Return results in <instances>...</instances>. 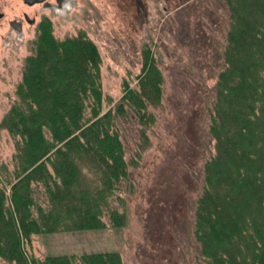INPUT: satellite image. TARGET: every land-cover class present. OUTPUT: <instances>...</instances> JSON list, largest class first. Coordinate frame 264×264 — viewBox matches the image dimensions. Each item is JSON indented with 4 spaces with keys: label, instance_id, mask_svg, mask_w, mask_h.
I'll return each instance as SVG.
<instances>
[{
    "label": "trees",
    "instance_id": "1",
    "mask_svg": "<svg viewBox=\"0 0 264 264\" xmlns=\"http://www.w3.org/2000/svg\"><path fill=\"white\" fill-rule=\"evenodd\" d=\"M229 24L214 87L194 210L199 264H264V0H224ZM24 59L14 100L0 118L11 171L0 163V260L7 264H122L118 252L47 256L26 251L32 236L121 229L122 182L150 146L151 109L162 103V72L141 49L137 86L123 83L102 112L101 57L84 32L57 39L42 18ZM137 121L134 155L125 158L119 125ZM38 191L42 194L38 197Z\"/></svg>",
    "mask_w": 264,
    "mask_h": 264
},
{
    "label": "rangeland",
    "instance_id": "2",
    "mask_svg": "<svg viewBox=\"0 0 264 264\" xmlns=\"http://www.w3.org/2000/svg\"><path fill=\"white\" fill-rule=\"evenodd\" d=\"M0 20V118L14 100L36 26L18 35L8 21L25 10L6 0ZM52 15L57 39L84 32L101 57L102 112L119 102L123 83L136 88L141 49L151 48L162 72L163 97L151 109L150 146L122 182L127 219L121 229L32 236L28 253L47 256L118 252L122 264H199L194 210L202 193L203 166L213 154L208 131L214 87L223 67L229 24L224 0H66ZM137 121L119 125L125 158L136 150ZM12 142L0 133V163L11 171ZM38 197L42 194L38 191ZM0 264H7L0 260Z\"/></svg>",
    "mask_w": 264,
    "mask_h": 264
},
{
    "label": "flooded vegetation",
    "instance_id": "3",
    "mask_svg": "<svg viewBox=\"0 0 264 264\" xmlns=\"http://www.w3.org/2000/svg\"><path fill=\"white\" fill-rule=\"evenodd\" d=\"M6 0H0V20H3L5 13L3 7L7 5ZM23 9H29L35 16L29 17L25 10H21V16H16L12 20L8 21L10 28L18 35L23 34V24H29L33 27L36 26V19L39 22L42 18L48 19L50 22L51 17L54 14L64 11L66 6V0H20Z\"/></svg>",
    "mask_w": 264,
    "mask_h": 264
}]
</instances>
